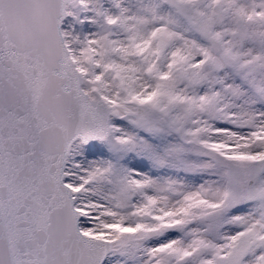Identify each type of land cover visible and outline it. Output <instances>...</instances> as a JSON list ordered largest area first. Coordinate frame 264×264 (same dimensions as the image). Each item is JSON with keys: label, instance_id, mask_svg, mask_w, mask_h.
Returning <instances> with one entry per match:
<instances>
[{"label": "snow or ice", "instance_id": "snow-or-ice-1", "mask_svg": "<svg viewBox=\"0 0 264 264\" xmlns=\"http://www.w3.org/2000/svg\"><path fill=\"white\" fill-rule=\"evenodd\" d=\"M0 264H264V0H0Z\"/></svg>", "mask_w": 264, "mask_h": 264}]
</instances>
